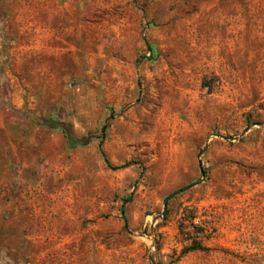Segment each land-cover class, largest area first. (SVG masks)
<instances>
[{
	"label": "rangeland",
	"instance_id": "374dc122",
	"mask_svg": "<svg viewBox=\"0 0 264 264\" xmlns=\"http://www.w3.org/2000/svg\"><path fill=\"white\" fill-rule=\"evenodd\" d=\"M0 264H264V0H0Z\"/></svg>",
	"mask_w": 264,
	"mask_h": 264
},
{
	"label": "trees",
	"instance_id": "16d2710c",
	"mask_svg": "<svg viewBox=\"0 0 264 264\" xmlns=\"http://www.w3.org/2000/svg\"><path fill=\"white\" fill-rule=\"evenodd\" d=\"M65 133V138H66V143H67V147L69 149H74L76 147H86L89 145L91 138L89 136H82V137H75L73 136L70 132H68L67 130L64 131ZM103 154V153H102ZM104 160L107 164L108 160L106 159V157L104 156ZM207 249L205 247H203L200 243L198 242H194L193 245H191L190 247H188L184 253H188L191 251H206Z\"/></svg>",
	"mask_w": 264,
	"mask_h": 264
},
{
	"label": "water",
	"instance_id": "95a60500",
	"mask_svg": "<svg viewBox=\"0 0 264 264\" xmlns=\"http://www.w3.org/2000/svg\"><path fill=\"white\" fill-rule=\"evenodd\" d=\"M248 130H249V127H246V128L243 130V133L247 132ZM201 154H202V151H200V152L198 153V156H197L198 168H199V173H200L201 179H200L199 181H197V182H193V183H191V184H189V185H187V186H185V187H183V188H181V189H178V190L172 192L171 194H169V195L165 198V200H164V202H163V212H162V217H164V216L166 215V213H167V203H168L172 198H174L175 196H177V195H179V194H181V193H184V192H186L187 190L191 189L192 187L198 185V184L201 182V180L204 178V170H203V168H202V164H201V161H200V156H201ZM120 212H121V215L123 216V222H124V224H126V220H125V218H124V208H123V207H121Z\"/></svg>",
	"mask_w": 264,
	"mask_h": 264
}]
</instances>
